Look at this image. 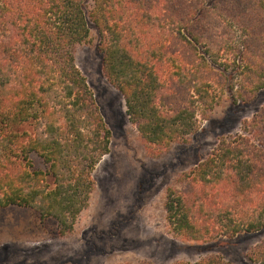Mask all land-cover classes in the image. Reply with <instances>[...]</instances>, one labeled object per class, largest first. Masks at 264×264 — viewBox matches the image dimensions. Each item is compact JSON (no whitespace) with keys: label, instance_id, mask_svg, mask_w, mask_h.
<instances>
[{"label":"trees","instance_id":"obj_1","mask_svg":"<svg viewBox=\"0 0 264 264\" xmlns=\"http://www.w3.org/2000/svg\"><path fill=\"white\" fill-rule=\"evenodd\" d=\"M93 29L104 74L153 157L187 143L222 102L264 89V0H0V211L29 210L41 234L25 239L74 232L110 152L74 55ZM163 211L187 240L264 231V106L167 187ZM249 258L264 264V238Z\"/></svg>","mask_w":264,"mask_h":264},{"label":"rangeland","instance_id":"obj_2","mask_svg":"<svg viewBox=\"0 0 264 264\" xmlns=\"http://www.w3.org/2000/svg\"><path fill=\"white\" fill-rule=\"evenodd\" d=\"M98 42L93 29L74 50L111 131L110 152L93 172L92 202L72 234L45 240L22 237L41 234L28 209L1 210L0 264H192L216 255L233 264H256L249 255L264 231L204 242L176 237L166 225L163 202L168 186L261 110L264 89L248 102H222L187 143L153 157L126 113L124 96L104 74Z\"/></svg>","mask_w":264,"mask_h":264}]
</instances>
